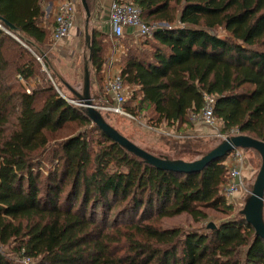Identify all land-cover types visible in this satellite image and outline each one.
<instances>
[{
  "label": "trees",
  "instance_id": "16d2710c",
  "mask_svg": "<svg viewBox=\"0 0 264 264\" xmlns=\"http://www.w3.org/2000/svg\"><path fill=\"white\" fill-rule=\"evenodd\" d=\"M123 1L146 23L170 25L125 47L129 113L148 112L152 128L180 142L214 95L222 134L264 141V0ZM0 17L16 27L0 20V264H264V239L222 193L227 156L183 173L129 153L64 92L44 1L0 0ZM97 33L94 77L107 53ZM176 141L170 150L183 157L189 145ZM207 209L227 217L201 230L163 225L184 213L206 221Z\"/></svg>",
  "mask_w": 264,
  "mask_h": 264
},
{
  "label": "rangeland",
  "instance_id": "374dc122",
  "mask_svg": "<svg viewBox=\"0 0 264 264\" xmlns=\"http://www.w3.org/2000/svg\"><path fill=\"white\" fill-rule=\"evenodd\" d=\"M81 4V3H80ZM85 11L83 7L79 6L78 8V14L80 15V39H79V45H78V50L76 57L73 62L71 63H62L61 58L59 59V56L54 57L53 65L56 68V71L58 74H60L59 69L61 68L62 73L64 74L63 77L69 83H71L74 88L77 90L82 89V84H83V64H82V57H83V51H84V24H85ZM167 26H170L169 24H165ZM179 25V24H178ZM166 26V27H167ZM94 32V31H93ZM220 34H223V31L219 32ZM127 37V36H126ZM99 38L102 40L103 46L106 49V52L109 51V48L115 46V39L112 40H106L104 37ZM136 41L133 42L132 40ZM152 38H134V37H127L123 38L120 40V44L123 45L124 49L123 51L126 52L125 47L127 50L130 47V44H134L135 46L137 45H142L144 41L146 40H151ZM22 41L24 44L30 47V43L28 41L18 39ZM33 51L34 49L31 48ZM148 51L151 50V47L149 46L148 48H145ZM35 52V51H34ZM123 52V53H124ZM36 53V52H35ZM122 52H120V56L116 58V64L121 67V57L123 55ZM107 54V53H105ZM37 58L42 62V67L43 69L47 72V75L49 78H51V81L56 85V79L53 78L51 75V72L48 70V68L45 66L44 61L41 56H39L37 53L35 54ZM79 65L75 70H70L71 67H74L75 65ZM72 64V65H71ZM68 67V69H66ZM94 69H92V79H94V82H99V75L95 76V71L93 72ZM53 72V71H52ZM77 72V74L75 73ZM57 73L54 72L56 77L58 78L59 81H61L57 75ZM61 75V74H60ZM77 75V76H76ZM62 77V76H61ZM102 81V79H101ZM62 82V81H61ZM30 83L34 86L35 85V80L30 81ZM31 84L28 85L27 89L31 88ZM63 84V83H62ZM102 84L104 85V80L102 81ZM64 87V92L67 94L72 95L73 93L69 91V89L63 84ZM130 88V92L127 98L128 103H130V98L133 95V88L131 86H128ZM103 90L101 91V96L103 95ZM74 95V94H73ZM97 97V96H96ZM72 102H76L74 99H70ZM98 101L97 103H99ZM96 103V102H95ZM96 103V104H97ZM127 103V102H126ZM125 109V108H124ZM101 113L103 114L104 118L110 123L115 129H117L121 134L129 138L131 141L136 143L138 146L141 148L152 152L156 155H167L175 159H184L191 161V159H197L201 157L205 152L209 151L213 147H215L221 140L222 137H220V122L217 121V123L214 126H207L201 123V121L195 122V127L192 130L191 133H194L193 135H190L189 138L186 139H181L180 142L176 141L174 138L166 137L165 134V128L164 126H160L159 128H151L153 126L150 125L149 122V113L148 112H143L137 115H134L132 113H129L125 109V114L122 113H113L105 110H100ZM237 134H240L239 132ZM188 139V140H187ZM178 142L180 144L186 143L189 145V149L183 154L182 156H178L180 153L174 154L173 151L170 150V147L172 146L173 143ZM182 155V154H180ZM180 157V158H176ZM229 160L230 158H226V163L229 167ZM261 156L257 151L254 150H245L244 152V160L241 161L240 166L242 167V173H243V178L245 182V187L246 189L243 192L237 193L234 198H229L227 199L229 203H231L234 207V211L239 214L240 209L243 208L245 198L249 194V190L254 183L256 176L258 174V171L261 167ZM223 193V192H222ZM209 212V218L206 221H195L189 214L184 213L175 217H170V218H165L163 220V225L167 228H172V227H181V228H188V229H203V228H209L210 223H214L216 225L220 224L223 219L227 217L226 214H223L221 212H217L212 209H207ZM5 249H8L5 248ZM22 261V260H21ZM22 264V262H21Z\"/></svg>",
  "mask_w": 264,
  "mask_h": 264
},
{
  "label": "water",
  "instance_id": "95a60500",
  "mask_svg": "<svg viewBox=\"0 0 264 264\" xmlns=\"http://www.w3.org/2000/svg\"><path fill=\"white\" fill-rule=\"evenodd\" d=\"M80 3L85 11L82 89L77 90L71 86L63 77H61L60 74L57 73L56 70L53 69L62 83L76 96L77 104L85 110L94 124L101 128L110 138L119 143L126 151L142 159L146 163L164 170L183 173L201 172L213 161L226 157L234 149L240 148L257 151L261 156V167L249 190V194L245 198L243 208L240 209L239 214L244 216L246 221L252 225L255 229V234L264 239V141L247 134L240 133L230 135L222 139L215 147L205 152L201 157L188 161L184 159H175L167 155H156L151 153L121 134L104 118L91 96L93 57L92 15L87 0H80ZM0 20L4 21L9 27V33L16 30V27L6 19L0 17ZM24 45L29 48L26 44ZM33 53L36 54L34 51ZM42 55L47 59L44 53H42ZM209 227L216 228L217 226L212 222L209 224Z\"/></svg>",
  "mask_w": 264,
  "mask_h": 264
},
{
  "label": "built area",
  "instance_id": "2783aa9c",
  "mask_svg": "<svg viewBox=\"0 0 264 264\" xmlns=\"http://www.w3.org/2000/svg\"><path fill=\"white\" fill-rule=\"evenodd\" d=\"M76 0H62L56 14V26L54 30V41H58L67 37L76 21L77 7ZM109 22L111 26V37L115 41V47L120 51V40L128 34V29H131V36L137 38H150L159 28H169L165 23L148 24L142 19L141 8L134 3L123 0H115L110 7ZM167 26V27H166ZM0 28L5 29L0 22ZM121 52V51H120ZM116 61V59H115ZM20 78V76H18ZM30 92V89H27ZM103 91L106 96L100 104L96 106L100 110H105L113 113L125 114L124 105L127 101L130 88L125 84L119 71L111 73L105 78ZM205 105L201 114L192 116V120L200 122L207 126H214L217 123V117L214 114L216 106V97L214 95H205ZM127 114V113H126ZM152 128V127H151ZM238 131L232 129L230 133L222 134V139L230 135H236ZM244 149H234L227 157L229 160L228 182L222 186V192L227 199L234 198L237 193L243 192L245 182L240 163L244 160ZM227 164V163H226ZM22 264H32V260L28 257L22 259Z\"/></svg>",
  "mask_w": 264,
  "mask_h": 264
},
{
  "label": "crops",
  "instance_id": "0c3cea01",
  "mask_svg": "<svg viewBox=\"0 0 264 264\" xmlns=\"http://www.w3.org/2000/svg\"><path fill=\"white\" fill-rule=\"evenodd\" d=\"M44 1V6L46 9V19L52 18L55 20L56 14L58 12V8L62 0H43ZM76 7H77V17L76 21L70 31V34L67 37H64L63 39H60L58 41H55L52 52L54 55L57 57L59 56V59L61 58L62 63H71L74 61L77 50H78V45H79V23H80V15L78 14V8L79 6L81 7L80 0H76ZM115 0H92L91 1V27L92 30H96L100 35V37H104L106 40L112 39L111 37V26L109 22V14H110V7L112 2ZM56 21V20H55ZM43 26H46V21L42 23ZM53 29V27H52ZM55 30V29H54ZM128 34L126 35L127 37H132L131 36V29H128ZM93 38H94V32H93ZM125 38V37H124ZM123 39V38H122ZM54 40V38H53ZM113 40V39H112ZM123 45L121 44L120 46V51L123 53L124 49ZM120 51L112 45V47L109 48V51L104 57L103 60V70L100 73V79L102 81H105V78L110 76L111 73H115L119 71V66L115 63V59L120 56ZM78 64L75 65L74 67H71L70 70H75L77 69ZM82 64H83V57H82ZM72 65V64H71ZM52 69L56 70L55 66L53 65ZM68 69V67H66ZM93 69V65H92ZM53 70V71H54ZM61 76L63 77L64 74L62 73L61 68L59 69ZM94 72V70H93ZM77 74V72H75ZM93 75V74H92ZM91 75V96L93 100L97 103L98 101L102 102L104 100L101 96V91L103 90V84L102 81L100 82H94V79H92ZM77 76V75H76ZM65 79V77H63ZM66 80V79H65ZM67 81V80H66ZM69 83V81H67ZM71 86H73L71 83H69ZM74 87V86H73ZM70 91V90H69ZM104 93V92H103ZM97 96V97H96ZM99 102V103H100Z\"/></svg>",
  "mask_w": 264,
  "mask_h": 264
}]
</instances>
